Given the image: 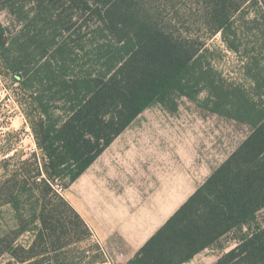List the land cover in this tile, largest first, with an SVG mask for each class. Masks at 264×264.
I'll return each instance as SVG.
<instances>
[{"label": "trees", "instance_id": "trees-1", "mask_svg": "<svg viewBox=\"0 0 264 264\" xmlns=\"http://www.w3.org/2000/svg\"><path fill=\"white\" fill-rule=\"evenodd\" d=\"M204 1L205 39L175 30L158 0H0L18 23L0 21V78L12 86L40 151L0 184L16 235L34 234L26 248L8 240L15 232L0 234V258L68 264V249L92 230L63 193L152 104L174 113L185 97L253 131L128 264H186L229 235L236 247L215 264H264V80L248 52L250 88L228 82L209 61L207 43L222 33L237 52L234 18L253 1L262 5L264 53V0Z\"/></svg>", "mask_w": 264, "mask_h": 264}, {"label": "rangeland", "instance_id": "rangeland-1", "mask_svg": "<svg viewBox=\"0 0 264 264\" xmlns=\"http://www.w3.org/2000/svg\"><path fill=\"white\" fill-rule=\"evenodd\" d=\"M204 2L158 0L155 6L161 7L162 18L172 20L178 32L205 39L208 38V28L205 26L207 18L202 13ZM260 10L261 4L250 1L235 16L234 42L240 46L237 52L230 49V42L222 33L209 38L207 42L209 61L228 82L239 83L246 88L251 86V75L246 70L250 56L259 61V68L253 74L264 80V53L258 41V28L261 30L263 22L261 18L256 19ZM0 21L5 25L18 24L6 10L1 9ZM11 88L0 78V184L23 161L40 154L26 114ZM206 97L204 93L201 99ZM252 131L249 125L213 114L185 97L179 100V109L174 113L160 103H154L94 163L88 175L109 187L118 188L125 200L148 197L156 183L167 185L171 180H178L184 184L188 181L191 185L182 187L169 198V201L180 199L179 203H185L194 194L195 188L197 190L202 186ZM180 192L182 195L178 196ZM260 216L264 218V211ZM16 219L11 206L0 201V234L15 232L8 240L15 238L17 247L26 248L33 242L34 234L26 232L16 235ZM95 236L92 231L84 242L69 248V253L64 256L69 260L64 259L65 263L113 264L112 258L105 253ZM95 246L101 247L102 258H97ZM222 247L226 250H221ZM235 247L234 236L229 235L199 258L208 257L206 264H213L215 257L218 261ZM8 262V256L0 258V264Z\"/></svg>", "mask_w": 264, "mask_h": 264}, {"label": "crops", "instance_id": "crops-1", "mask_svg": "<svg viewBox=\"0 0 264 264\" xmlns=\"http://www.w3.org/2000/svg\"><path fill=\"white\" fill-rule=\"evenodd\" d=\"M187 185L191 183L181 184L178 180H171L167 185L156 183L148 197L125 200L118 188L93 179L87 171L63 196L96 234L113 264H128L184 204L179 203L180 199L169 201V198ZM181 195L182 192L178 196ZM204 252L186 264L208 263V257L199 258ZM216 262L217 257L213 264Z\"/></svg>", "mask_w": 264, "mask_h": 264}, {"label": "built area", "instance_id": "built-area-1", "mask_svg": "<svg viewBox=\"0 0 264 264\" xmlns=\"http://www.w3.org/2000/svg\"><path fill=\"white\" fill-rule=\"evenodd\" d=\"M96 237V236H95ZM97 238V237H96Z\"/></svg>", "mask_w": 264, "mask_h": 264}]
</instances>
